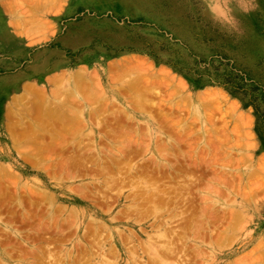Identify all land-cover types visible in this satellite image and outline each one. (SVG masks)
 Instances as JSON below:
<instances>
[{"label":"rangeland","instance_id":"rangeland-1","mask_svg":"<svg viewBox=\"0 0 264 264\" xmlns=\"http://www.w3.org/2000/svg\"><path fill=\"white\" fill-rule=\"evenodd\" d=\"M53 1L0 0V264H264V0Z\"/></svg>","mask_w":264,"mask_h":264},{"label":"bare ground","instance_id":"bare-ground-1","mask_svg":"<svg viewBox=\"0 0 264 264\" xmlns=\"http://www.w3.org/2000/svg\"><path fill=\"white\" fill-rule=\"evenodd\" d=\"M31 1V0H30ZM44 1V0H43ZM53 1V0H52ZM56 1V0H55ZM55 1H53V2H55ZM18 2V1H17ZM46 2V0L44 1V3ZM10 3V2H9ZM16 3V2H15ZM28 3V2H27ZM22 4V2L20 3V5ZM55 4V3H54ZM60 5V4H59ZM22 6V5H21ZM51 6V5H50ZM18 7V6H17ZM48 7V6H47ZM36 9V8H35ZM57 10H59L58 8H57ZM57 10L55 11V12H57ZM24 11H26L25 9H24ZM23 11V12H24ZM35 11V10H34ZM44 12V11H43ZM16 13V12H15ZM32 14H34V13H32ZM13 15V14H12ZM27 15V14H26ZM30 16H31V14H30ZM33 16V15H32ZM34 17V16H33ZM36 17V16H35ZM34 17V18H35ZM35 19H37V18H35ZM34 19V20H35ZM29 20V19H28ZM31 20V19H30ZM38 20V19H37ZM26 21V20H25ZM35 22V21H34ZM25 24V23H24ZM6 26V25H5ZM15 26H19V25H15ZM13 27V26H12ZM6 28V27H5ZM17 30H20V29H17ZM35 32V31H34ZM140 73V72H139ZM78 77V76H77ZM60 79H62V78H60ZM72 79H74V78H72ZM57 80L58 79H56L55 80V82L57 83ZM113 80V79H112ZM59 81V80H58ZM61 81V80H60ZM82 81V80H81ZM97 81V80H96ZM62 82V81H61ZM69 82V81H68ZM116 82V81H115ZM60 84V83H59ZM58 85V84H57ZM98 86V85H97ZM95 84H94V87H96L97 89L99 88V86L97 87ZM60 87V86H59ZM74 87V86H73ZM84 87H85V85H84ZM87 87V86H86ZM143 88H145V87H143ZM56 89V88H55ZM58 89V88H57ZM60 89V88H59ZM58 89V90H59ZM150 89V88H149ZM101 90V89H100ZM60 91V90H59ZM95 91V90H94ZM56 92H58V91H56ZM141 92V91H140ZM53 93H55V90H53ZM60 92H58V94H59ZM73 93V92H72ZM72 93H70V94H72ZM87 93V92H86ZM89 93V92H88ZM88 93H87V95H88ZM94 93V92H93ZM44 94V93H43ZM57 94V93H56ZM62 94V92L60 93V95ZM82 94V93H81ZM90 94V93H89ZM129 94V93H128ZM59 95V96H60ZM64 95V94H63ZM74 95V94H73ZM86 95V96H87ZM216 95V94H215ZM75 96V95H74ZM86 96H84V97H86ZM155 96V95H154ZM160 96V95H159ZM55 97V96H54ZM65 97H67V96H65ZM76 97V96H75ZM81 97V96H80ZM88 97H89V95H88ZM91 97V96H90ZM56 98V97H55ZM58 98H60V97H58ZM220 98V97H219ZM57 99V98H56ZM67 99H69L68 97H67ZM87 99V98H86ZM152 99V98H151ZM207 99H210V98H207ZM221 99H222V97H221ZM72 100V99H71ZM74 100V99H73ZM75 100H77V99H75ZM91 100V99H90ZM96 100V99H95ZM202 100L203 101H206L204 98H202ZM70 101V100H69ZM72 102V101H71ZM82 102V101H81ZM197 102V101H196ZM201 102V101H200ZM54 102H52V104H53ZM231 104V103H230ZM54 105V104H53ZM138 105H139V103H138ZM86 106V105H85ZM61 108V107H60ZM143 108V107H142ZM234 109H235V107H233ZM232 108V109H233ZM82 109V108H81ZM138 109H140V108H138ZM198 109V108H197ZM200 109V108H199ZM68 110H70V109H68ZM183 110V109H182ZM196 110V109H195ZM193 110L198 116L200 115V117H201V114H200V112H199V110ZM142 111V110H141ZM94 112V111H93ZM193 112V113H194ZM202 112V111H201ZM192 113V114H193ZM195 113H194V115H195ZM59 114V113H58ZM78 114V113H77ZM39 116H41L40 114H39ZM34 118V117H33ZM73 118V117H72ZM125 118V117H124ZM36 120V119H35ZM172 120V119H171ZM193 120V119H192ZM38 121V120H37ZM167 121H168V119H167ZM172 121H174V119L172 120ZM79 122V121H78ZM87 122V121H86ZM43 123V122H42ZM101 124V123H100ZM162 124V123H161ZM168 124V123H167ZM243 124H245V123H243ZM246 124H248L247 122H246ZM245 124V125H246ZM76 125V124H75ZM171 125V124H170ZM192 125V124H191ZM30 127V126H29ZM78 127V126H77ZM17 128V127H16ZM43 128V127H42ZM153 128V127H152ZM84 129V128H83ZM82 129V130H83ZM74 130H76V129H74ZM142 131V130H141ZM171 131V130H170ZM77 132H78V130H77ZM151 133H152V130H151ZM70 136V135H69ZM173 136V135H172ZM158 137V136H157ZM159 139V138H158ZM127 140V139H126ZM135 140V139H134ZM136 142V141H135ZM139 142H141V141H139ZM157 142H159V141H157ZM156 142V143H157ZM182 142V141H181ZM129 145V144H128ZM133 145V144H132ZM108 147V146H107ZM127 147H129V146H127ZM143 147H144V145H143ZM192 147V146H191ZM117 149V148H116ZM118 150V149H117ZM129 150V149H128ZM138 150V149H137ZM144 150H146V149H144ZM176 150V149H175ZM111 151V150H110ZM119 151V150H118ZM145 152V151H144ZM117 153V152H116ZM115 153V154H116ZM129 153V152H128ZM143 153V152H142ZM145 153H147V152H145ZM170 153L171 152H169V154L168 155H170ZM186 153V152H185ZM109 154V153H108ZM155 155H158V156H162L163 157V154L161 155V153H158V154H154V157H155V160H157V158H156V156ZM188 155V154H187ZM116 156V155H115ZM200 156V155H199ZM127 157V156H126ZM153 157V156H152ZM159 159V158H158ZM151 160H153V159H151ZM185 160H187L186 158H185ZM29 161V160H28ZM153 162L154 161H152V164H153ZM189 162V161H188ZM211 162V161H210ZM60 163V162H59ZM173 163V162H172ZM177 163V162H176ZM237 163V162H236ZM165 164V163H164ZM174 164V163H173ZM74 165V164H73ZM154 165H156V166H160L161 165V163H155ZM166 165V164H165ZM264 165V164H263ZM61 166V165H60ZM205 167V166H204ZM76 168V167H75ZM179 169H181V168H179ZM83 172V171H82ZM193 172V171H192ZM177 174V173H176ZM201 174V173H200ZM189 175H190V173H189ZM193 176V175H192ZM196 177V176H195ZM206 177V176H205ZM204 177V178H205ZM212 177V176H211ZM213 178V177H212ZM221 179V178H220ZM132 181V180H131ZM196 180H194V182H195ZM192 182V181H191ZM194 182H192L193 184H194ZM199 182H200V180H199ZM209 182V181H208ZM146 183H148V181H146ZM118 184V183H117ZM123 184V183H122ZM131 184V183H130ZM195 184H198V181H196L195 182ZM149 185H150V182H149ZM203 185V184H202ZM208 185V184H207ZM207 185L205 186V187H207ZM210 185V184H209ZM209 185H208V187H209ZM201 186V185H200ZM199 186V187H200ZM116 187H118V186H116ZM122 187V186H121ZM188 186L187 185H185L184 186V188H187ZM205 187H204V189H205ZM152 189V188H151ZM199 189H201V187L199 188ZM76 190H77V187H76ZM122 190V189H121ZM155 190V189H154ZM198 190V189H197ZM121 192V191H120ZM173 192V191H172ZM151 193V192H150ZM153 193V192H152ZM155 194V193H154ZM165 194H167V193H165ZM164 194V195H165ZM188 194V193H187ZM151 195V194H150ZM174 195V194H173ZM9 197V196H8ZM204 197H205V195H204ZM203 197V198H204ZM158 198H159V196H158ZM200 198V197H199ZM150 199H152L151 198V196H150ZM157 199V198H156ZM155 199V200H156ZM153 200V199H152ZM154 200V201H155ZM159 200V199H158ZM158 200H156V201H158ZM200 200V199H199ZM201 200H203L204 201V199H201ZM212 200V199H211ZM154 201H152V202H154ZM178 201V200H177ZM206 201V200H205ZM202 202V201H201ZM206 202H208V201H206ZM205 202V203H206ZM216 203H218V202H216ZM2 204V203H1ZM154 205H155V203H153ZM152 204V205H153ZM202 207V206H201ZM205 207H207V205L205 206ZM148 208H150V207H148ZM153 208H154V206H153ZM155 209H157V208H155ZM203 209H205L204 207H203ZM202 209V210H203ZM200 210V209H199ZM155 211H157V210H155ZM206 211V210H205ZM183 214H185V213H183L182 212V216H183ZM192 216V215H191ZM191 216H188L189 217V219H190V217ZM77 217V216H76ZM84 217V216H83ZM184 217H187V216H184ZM195 218V217H194ZM184 220H186V219H184ZM183 220V221H184ZM193 220L194 219H192V223H193ZM56 221V220H55ZM75 221H76V219H75ZM199 221V220H198ZM77 222V221H76ZM186 222L188 223V221L186 220ZM197 222V219H196V221H195V223ZM28 223V222H27ZM185 223V222H184ZM200 223V222H199ZM203 224V223H202ZM84 225V224H83ZM195 225H197V226H199L198 224H195ZM103 226V225H102ZM194 227V226H193ZM187 228V227H186ZM91 230V229H90ZM182 230H185L184 228L182 229ZM187 230V229H186ZM197 230V229H196ZM195 230V231H196ZM181 231V230H180ZM193 231V230H192ZM198 231H200V230H198ZM179 232V231H178ZM197 232V231H196ZM100 233V232H99ZM98 233V234H99ZM194 234H195V232H194ZM198 234V233H197ZM164 235L165 234H163V233H158L157 234V236H158V239L159 238H164L165 239V237H166V235H165V237H164ZM196 235V234H195ZM117 237V236H116ZM177 237H179V236H177ZM194 237H196V236H194ZM201 238V237H200ZM104 240V239H103ZM54 241V240H53ZM79 242V241H78ZM144 242V241H143ZM173 243V240H172V242H171V244ZM170 244V245H171ZM6 246V245H5ZM145 246L146 247H148V249H149V252L148 253H150L149 255L151 256V262H150V264H156L155 262H158V264H169V262H168V259H170L169 257L167 258V260H166V258H165V256L163 257L160 253H161V251H158V248H157V246L155 245V242L154 241H151L150 239H148V241L145 243ZM171 246H174V245H171ZM181 246H182V244H181ZM191 247V246H190ZM113 248V247H112ZM176 248H178V246L176 247ZM164 250V253L166 252V253H168V252H171L170 251V249L169 248H167V245L165 246V245H163L162 247H161V250ZM173 249V248H172ZM171 249V250H172ZM214 249V248H213ZM113 251V250H112ZM112 251H111V253H112ZM168 251V252H167ZM160 252V253H159ZM212 252V251H211ZM145 253H147V252H145ZM163 253V252H162ZM171 254H172V252H171ZM174 254V253H173ZM176 254V253H175ZM166 256H169V255H167V254H165ZM197 255H199V254H197ZM58 256V255H57ZM92 256V255H91ZM195 256V255H194ZM54 257V256H53ZM63 257V256H62ZM66 257V256H65ZM108 257V256H107ZM110 257V256H109ZM174 257H176V256H174ZM59 258V257H58ZM148 258V257H147ZM66 259V258H65ZM149 260H150V258H149ZM55 263L57 262V260L56 261H54ZM62 262H64V260L62 261ZM68 262V261H67ZM127 264V263H126Z\"/></svg>","mask_w":264,"mask_h":264},{"label":"crops","instance_id":"crops-1","mask_svg":"<svg viewBox=\"0 0 264 264\" xmlns=\"http://www.w3.org/2000/svg\"><path fill=\"white\" fill-rule=\"evenodd\" d=\"M45 1V0H44ZM74 2H84V0H74ZM0 9H1V13H2V6H0Z\"/></svg>","mask_w":264,"mask_h":264}]
</instances>
